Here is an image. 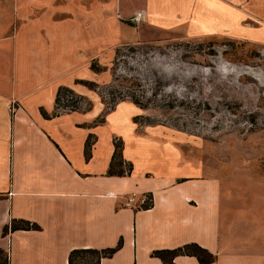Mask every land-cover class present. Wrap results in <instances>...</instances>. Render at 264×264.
<instances>
[{"label": "crops", "instance_id": "1", "mask_svg": "<svg viewBox=\"0 0 264 264\" xmlns=\"http://www.w3.org/2000/svg\"><path fill=\"white\" fill-rule=\"evenodd\" d=\"M221 1L0 0V61L4 41L13 38L24 45L33 39L28 46L35 61H58L69 46L90 61ZM140 8L148 20L136 30L124 19ZM10 28L12 35H5ZM17 42L7 44L15 57ZM56 90L0 88V248L9 264H68L74 248L113 247L119 240V249L100 264H164L152 250L190 242L215 255L210 264H264V177L197 178L194 160L172 154L160 137L133 134L124 110L97 125L98 109L55 114ZM115 135L122 136V158L132 165L128 175L107 174ZM132 191L144 200L127 205ZM12 219L39 229L3 235ZM173 264L199 263L179 255Z\"/></svg>", "mask_w": 264, "mask_h": 264}, {"label": "rangeland", "instance_id": "2", "mask_svg": "<svg viewBox=\"0 0 264 264\" xmlns=\"http://www.w3.org/2000/svg\"><path fill=\"white\" fill-rule=\"evenodd\" d=\"M147 20L133 25L124 19L136 30ZM17 40L4 41L1 89L44 94L67 86L83 97L76 111L98 109L94 125L124 110L133 134L160 137L172 154L194 160L201 169L197 178L264 177V0H222L208 13L111 46L90 61L71 46L58 61H35L28 46L33 39L26 45ZM12 41L21 50L16 57L7 47ZM91 62L100 71L91 70ZM115 137L123 146L122 136Z\"/></svg>", "mask_w": 264, "mask_h": 264}, {"label": "trees", "instance_id": "3", "mask_svg": "<svg viewBox=\"0 0 264 264\" xmlns=\"http://www.w3.org/2000/svg\"><path fill=\"white\" fill-rule=\"evenodd\" d=\"M90 69L94 72L100 71L93 62L90 63ZM85 86H96L95 83L79 80ZM83 99L82 96L76 94L73 89L60 85L58 86L55 98H54V113L58 114L59 111H76L80 110L81 107L79 102ZM41 113L44 116L47 114L41 108ZM90 139V136H89ZM89 139L85 143V158L88 157V147L90 146ZM113 154L107 170V174H129L132 169L131 163L124 161L122 158V142L119 138H113ZM18 229L28 230V229H39V226L35 223H31L23 219H12L10 223L5 224L3 227V235L7 234L9 231H14ZM121 246V240L113 247L107 248H74L70 250L68 254L67 262L68 264H100L102 258L110 257L112 254L119 249ZM90 256L91 259H85L86 256ZM151 255L158 257L164 264H173L174 258L178 255L193 256L197 259L199 264H210L215 260V255L211 253L206 248L200 246L195 242L185 243L175 248H164L155 249L151 251ZM0 264H9L7 252L0 248Z\"/></svg>", "mask_w": 264, "mask_h": 264}, {"label": "built area", "instance_id": "4", "mask_svg": "<svg viewBox=\"0 0 264 264\" xmlns=\"http://www.w3.org/2000/svg\"><path fill=\"white\" fill-rule=\"evenodd\" d=\"M147 11L144 8H140L135 10L129 17L128 20L130 23L133 25H138L141 22H143L146 19ZM143 201L144 198L140 197L138 198L136 191H132L128 197L126 198V204L127 205H132L135 203V201Z\"/></svg>", "mask_w": 264, "mask_h": 264}]
</instances>
